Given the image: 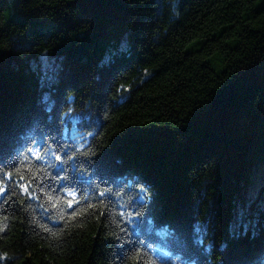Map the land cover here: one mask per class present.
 Here are the masks:
<instances>
[{
	"label": "trees",
	"instance_id": "trees-1",
	"mask_svg": "<svg viewBox=\"0 0 264 264\" xmlns=\"http://www.w3.org/2000/svg\"><path fill=\"white\" fill-rule=\"evenodd\" d=\"M41 139L76 158L7 182L0 264H264V0H0V175Z\"/></svg>",
	"mask_w": 264,
	"mask_h": 264
},
{
	"label": "snow or ice",
	"instance_id": "snow-or-ice-1",
	"mask_svg": "<svg viewBox=\"0 0 264 264\" xmlns=\"http://www.w3.org/2000/svg\"><path fill=\"white\" fill-rule=\"evenodd\" d=\"M91 135V133H90ZM84 145H81L80 148H75L76 153H80L81 155L86 154L85 152H81V149L84 148ZM63 153V155L61 154ZM67 157L69 160H74L75 155H70L67 151V146L61 145L58 141L52 140L49 143L47 140H38L33 141L32 145L27 147L25 153L23 155V160L21 161V165L16 166L13 170L4 171L2 175H0V194H3L8 189L9 181L13 182L17 188H19L20 192L26 194L29 198L35 199V195L30 191L33 183L37 179H42L41 173L46 172V168H54L56 165H53L49 162V157L54 159L59 164L64 163V157ZM61 171L64 169L61 168ZM84 173L81 171L78 180L80 177H83ZM56 180L58 181H70L72 178L68 176H61L57 173ZM88 187L84 189H78L76 187L71 186L70 183L65 184L59 191L64 193V197L60 196H52L49 195L48 199L52 203L53 207H56V204L63 202L66 204L67 208H74L75 206L81 204L83 201H89L90 199H97L99 202H103L100 198H106L110 193V188L100 189L99 184H93L91 180L87 181ZM143 191V189H141ZM52 191H56L53 189ZM89 192L92 195H89ZM147 195V193H145ZM88 208L95 207L94 204L88 203ZM137 216L140 213L137 211L135 213ZM72 215H77L76 211L72 212ZM120 215L122 217H129V222L134 218L129 212H121ZM128 264H142V253L140 250H136L133 253V257L128 262ZM146 264H151V261H147Z\"/></svg>",
	"mask_w": 264,
	"mask_h": 264
},
{
	"label": "rangeland",
	"instance_id": "rangeland-1",
	"mask_svg": "<svg viewBox=\"0 0 264 264\" xmlns=\"http://www.w3.org/2000/svg\"><path fill=\"white\" fill-rule=\"evenodd\" d=\"M257 179H258V182L256 183V185L259 186V182L262 181V174L261 173L260 174L259 173L257 174Z\"/></svg>",
	"mask_w": 264,
	"mask_h": 264
}]
</instances>
